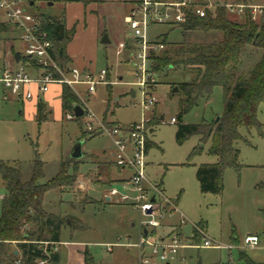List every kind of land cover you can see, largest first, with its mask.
Instances as JSON below:
<instances>
[{"label": "rangeland", "instance_id": "obj_1", "mask_svg": "<svg viewBox=\"0 0 264 264\" xmlns=\"http://www.w3.org/2000/svg\"><path fill=\"white\" fill-rule=\"evenodd\" d=\"M29 1L33 4L28 5V9L42 17H57L66 12L67 24L72 19H85V23L80 22V25L86 24L84 29L89 31L86 34L79 33V26L76 28L72 52L89 68L94 79L98 78L101 70H105V75L104 82L97 83L93 93H87L85 84L76 85L77 105L85 112L88 109L107 127L112 124L128 126L143 118H150L147 124L150 146L146 153L145 173L150 183L159 186L163 195L174 200L176 205V209L168 215L170 206L158 197L157 202L166 207L162 210L164 216L154 229L155 239L177 234L184 242L196 245L202 243V235H205L215 242L230 244L234 233L238 239L233 243L230 255L227 249L187 248L180 250L185 257L184 264H196L198 259L202 264H225L229 256L238 263V250H243L256 262H264V103L259 105L257 111L262 134L254 128L239 129L242 138L234 145L239 151L240 169H224L220 194L202 193L195 177V167L200 163H212L216 160L207 153L210 141L207 140L200 154L191 158L187 164L188 154L198 144L199 136L193 135L178 143L175 133L180 122L189 124L215 120L224 108L221 87H214L208 98L199 99L180 121L179 100L182 93L173 89L174 86L178 88L177 83L186 80L187 76L183 78L178 70L170 69L154 73L148 61L145 92L147 96L152 95L156 102L143 111L142 89L138 85L140 73L135 65L138 62L135 60L138 45L134 42L130 45L131 48L117 52L119 43L126 41L123 38L130 36L124 18L135 7L134 0H27L24 5L27 6ZM219 1L264 4V0ZM229 18L240 23L244 21V15L230 13ZM96 26L99 30L104 29L108 43H91L90 32ZM164 35L166 41L171 43L184 39L179 28H171L168 24L152 23L146 30L148 41L161 40ZM200 38L199 31L186 32L188 41ZM10 43V38H0V56L4 47ZM15 49L20 50L19 43L15 45ZM159 53L160 50H156L154 55ZM260 53L259 49L246 47L242 52L240 70L246 73L259 59ZM1 62L2 60L0 65ZM29 65L30 70H42L33 62ZM74 66L78 68L76 64ZM20 110L21 104L16 101H0V160L19 164L23 181L31 176L35 156L43 164L42 182L65 170L70 175L61 185L46 191L43 196L45 209L66 219L57 247L60 253L58 264H138V250L133 244L139 240V211L128 203L106 202L102 198L105 189L109 187L121 190L119 182H113L109 186L92 184L86 190L87 196L98 200L100 198L99 202H88L81 196V191L75 188L76 176L87 174L97 166L98 169L110 170L112 178L125 177L130 172L128 168L118 172L114 157L110 156L113 147L111 138L105 133L87 131L85 115L75 117L72 111H68L62 119H58L56 106L53 107L52 118L39 123L29 117L26 107L23 114L19 113ZM67 113L72 114V118L68 119ZM171 118H176L177 122L171 123ZM77 139L83 141L84 155L79 161L69 157L70 149ZM3 195L4 187L0 179V213ZM195 226L201 227L203 234L195 236ZM31 227L35 228L33 224ZM247 233L259 236L258 245H243L242 241ZM127 243L132 245L127 246ZM170 264H178V259L172 260Z\"/></svg>", "mask_w": 264, "mask_h": 264}, {"label": "trees", "instance_id": "obj_2", "mask_svg": "<svg viewBox=\"0 0 264 264\" xmlns=\"http://www.w3.org/2000/svg\"><path fill=\"white\" fill-rule=\"evenodd\" d=\"M41 27L52 42V59L60 68L65 67L69 62L65 48L73 30L65 28L64 14L59 17L43 16ZM174 27L182 31L184 39L171 43L166 41L164 35L160 40L165 44L164 48L160 49L158 55H154L155 51L150 52L149 67L154 73L170 69L178 70L183 78L187 76L186 80L177 83L178 90L182 93L179 100L180 121L199 99L208 98L214 87H221L224 108L218 121L189 124L180 122L175 133L178 143L193 135L199 136L198 144L188 154L187 164L191 158L200 154L204 143L210 141L207 153L216 160L196 165L195 177L200 192L220 194L224 169H240L239 151L234 145L242 138L239 129L254 128L262 134L257 111L259 105L264 103V19L253 20L246 9L244 21L240 23L229 18L224 6H217L214 12L208 11L204 17L189 15L186 23L171 26ZM187 31H199L201 38L188 41ZM246 47L259 49L261 53L259 59L244 73L240 70V65L242 52ZM77 102V95L69 86L63 85V114L72 111ZM41 117L42 108L39 106V121ZM149 146L150 142L147 148ZM43 175V164L36 156L31 176L25 181L21 179L19 164L0 160V179L4 187L0 213V264H14L15 261L19 264L59 262V252L53 251L51 245L60 242V231L66 219L59 214L47 212L43 208V196L46 191L61 185L70 175L65 170L42 182ZM200 228L195 226V236ZM44 242H47L46 245ZM15 249L19 251V256L14 255ZM242 259L244 264H264L244 257ZM84 260L86 262V257Z\"/></svg>", "mask_w": 264, "mask_h": 264}, {"label": "built area", "instance_id": "obj_3", "mask_svg": "<svg viewBox=\"0 0 264 264\" xmlns=\"http://www.w3.org/2000/svg\"><path fill=\"white\" fill-rule=\"evenodd\" d=\"M26 1L0 0V35L2 28H9L14 31L23 44L22 56L24 59H28V62L21 64L16 69L0 68V86L2 89L25 99L33 97L32 86L39 92L45 93L53 83L69 86L77 97V84H85L87 93H93L97 83L104 82L105 70H101L98 78L94 79L92 73L83 71L76 66L66 65L60 68L51 57L52 42L47 37L46 31L41 27L42 16L31 12L28 9L30 1L25 6L24 2ZM134 4L135 7L130 10L124 19L131 31L134 42L138 45V50L135 53V60H138V62L135 65L140 73L138 75V85L142 89L143 101L141 105L143 111L148 110L156 102L152 95L147 96L145 92V88H147L145 84L146 63L149 61L151 51L163 49L165 45L160 40H147L146 30L149 24L161 23L180 26L187 22L189 15L204 17L208 11L214 12L217 6H224L229 14L238 15H245V10L248 9L253 20L264 19V4L247 5L219 0H174L170 2L164 0H134ZM118 47L117 52L119 53L124 47V42H120ZM30 62H33L42 70L36 72L35 75L30 74ZM83 115L86 118L84 123L87 131L105 133L111 138L114 147L115 165L118 168H128L130 170L128 176L119 182L121 190L109 187L106 197L109 201L128 203L140 213L139 240L135 243L138 250V264H156L157 262L170 264L175 259H178V264H184L185 257L181 255L180 250L191 247L192 245L189 242H184L177 234H173L168 238L160 237L156 239L153 235L155 227L159 225V219L164 216L162 210L166 207V205L157 202L158 197H161L164 203L170 206L168 215L176 209V206L174 201L163 195L159 186L150 183L145 173V159L149 142L147 124L150 118H143L140 122L128 126L112 124V126L107 127L97 120L88 109L83 112ZM66 117L70 119L72 114L67 113ZM170 122L174 123L175 118H171ZM151 190L153 194H151ZM199 233L203 234L201 228ZM202 236V243L198 245L200 247L216 249H231L234 247L232 243L221 244L207 238L205 235ZM242 242L246 247L255 246L258 243V236L246 235ZM46 243L44 242L45 245ZM58 245L59 243H52V250L56 251ZM43 263L44 261H39V264ZM225 264L241 263L234 262L233 258L229 256Z\"/></svg>", "mask_w": 264, "mask_h": 264}, {"label": "crops", "instance_id": "obj_4", "mask_svg": "<svg viewBox=\"0 0 264 264\" xmlns=\"http://www.w3.org/2000/svg\"><path fill=\"white\" fill-rule=\"evenodd\" d=\"M69 5H70V3H69ZM128 10H130V9L128 8ZM63 14H64L65 28L67 30H70V29L73 30V34H72L70 40L67 42L66 48H65L66 49V54H67V56L69 58V62H68L67 65L74 66V64H76L79 69L89 72V68L85 67V65L83 63H81L80 60H78V58H77L78 55L76 53L72 52V46L74 45V42H75V39H76V34H77V29L76 28L79 26V29H78L79 33L86 34L87 31H89L87 29H84V28H86V24H84V26H81L82 24L80 22L85 23V19H83V21H79L78 19L77 20L76 19H72L70 24H67L66 23V12H63ZM57 17H59V16H57ZM73 20H75V21H73ZM127 29L129 30V28H127ZM104 34H105L104 33V29L99 30L97 28V26H96L90 32V41H91V43H93L95 45L98 42L101 43V38L103 37ZM129 35L130 36L128 38H123V39L126 40V41H124L123 49L131 48L130 45L134 44V38H133V36L131 34V31H130ZM1 37L3 38V40H5L6 38H10L11 43H10V45L5 46L6 48L4 47L3 54L0 56V60H2L0 68L1 67H6L8 69H16L21 64L27 62L26 59H24L23 56H22L23 44L20 42V40L18 39V37H17V35H16V33L14 31H12L9 28L2 29L0 38ZM18 43L20 44V50L15 49V45L18 44ZM101 44H105V43H101ZM16 52L19 53V57H18L17 61L14 58V54ZM29 72L31 74H33V75L36 74V71H34V70H30L29 69ZM62 88H63V85L54 84L53 83V84L50 85L49 89L45 93H41L36 88H34V86H32L31 89L33 91V97H31L29 99H25V98H22L21 96H17L15 94L11 93L10 91L3 90L2 87L0 86V101L12 100V101H16V102L20 103L21 104V110L19 111V113L23 114L24 113V107H26L28 109L29 117L30 118H34L36 120V122H38V123L43 121V120L52 118L53 107L56 106L57 107V112H58V119H62L63 116H65V114H63L62 108H61ZM75 105H77V104H75ZM39 106L42 108V117H41L40 121L38 120V107ZM72 112H73V109H72ZM73 115H74V113H73ZM75 117H80V116H75ZM78 141H82V140L77 139L76 142H78ZM76 142H74V144ZM112 146H113V143H112ZM82 148H83V141H82V146H81L82 155L79 158H77L76 161L77 160L79 161L84 155V152H83ZM71 149H70V152H71ZM147 150H148V148H147ZM113 153H114V147H112V150L110 152V156L112 158H113ZM92 155H94V154H92ZM94 156H96V155H94ZM123 170H125V169L118 168V172H121ZM128 174H127V176H128ZM125 177L124 176H120V177H117V178H112V176L110 175V170L105 171L104 169H98V166H97L94 169L90 170L87 174L76 176L75 188H78L81 191V196L83 195V199L86 198L88 202H99V201H101L100 198L98 200L96 198L87 196V194H86V190L88 188H91L92 184H97L99 186H104V185L109 186L113 182H120L121 179H123ZM107 189H105L104 193L102 194V198L106 202H111L106 197ZM43 208L45 209L44 203H43ZM246 235H256V236H258L256 233H247V234H245V236ZM237 239L238 238H237L236 234L232 233V235H231V241L232 242L231 243L233 244L235 241H237ZM258 243H259V236H258ZM258 243H257V245H258ZM129 245H132V244L127 243V246H129ZM133 245H134V247H136L135 244H133ZM198 245L199 244L192 245L189 248L200 247ZM237 248L240 249L239 247H237ZM185 249H187V248H185ZM231 249H227L229 251V255H230V250ZM219 250H221V249H219ZM57 251L59 252V248L57 249ZM13 253H14V255H18V256L20 254L17 249H15L13 251ZM240 256H243L244 258H248V259L252 260L253 262H256L253 259L249 258L244 253L243 250H238V262L241 263V264H244V259H242L243 257H240ZM84 257L85 256L83 255V260H84ZM59 259H60V253H59ZM256 263H263V262H256ZM16 264H19V263H16ZM43 264H45V263H43Z\"/></svg>", "mask_w": 264, "mask_h": 264}, {"label": "water", "instance_id": "obj_5", "mask_svg": "<svg viewBox=\"0 0 264 264\" xmlns=\"http://www.w3.org/2000/svg\"><path fill=\"white\" fill-rule=\"evenodd\" d=\"M32 3H33V2L31 1V2H30V5H32ZM108 41H109V40H108L107 36L104 34L103 37L101 38V43H107ZM18 57H19V53L16 52V53L14 54V58H15L16 61L18 60ZM176 90H178V88H177V86H174L173 91H176ZM83 112H84V110H83V108H82L80 105H75V106H74V108H73V113H74L75 116H81V115H83ZM160 118L162 119V116H161ZM218 119H219V116H217V117L215 118V122L218 121ZM81 146H82V141H78V142H76V143L73 145L72 149H71V152H70V154H69V157H70V158H73V159H77V158H79V157L82 155V153H81ZM152 199H153V198H152ZM196 264H202V263H201V260L198 259L197 262H196Z\"/></svg>", "mask_w": 264, "mask_h": 264}]
</instances>
